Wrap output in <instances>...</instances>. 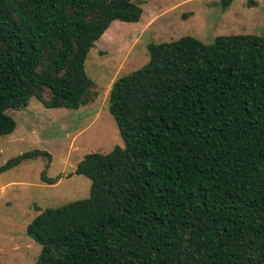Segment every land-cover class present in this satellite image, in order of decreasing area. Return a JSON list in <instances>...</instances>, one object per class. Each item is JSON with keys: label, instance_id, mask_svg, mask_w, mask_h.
I'll list each match as a JSON object with an SVG mask.
<instances>
[{"label": "trees", "instance_id": "obj_1", "mask_svg": "<svg viewBox=\"0 0 264 264\" xmlns=\"http://www.w3.org/2000/svg\"><path fill=\"white\" fill-rule=\"evenodd\" d=\"M141 19L130 0H0V135L32 97L84 104L90 48L114 20ZM148 52L109 89L122 146L76 165L89 196L27 225L35 264H264V36L183 35Z\"/></svg>", "mask_w": 264, "mask_h": 264}, {"label": "rangeland", "instance_id": "obj_2", "mask_svg": "<svg viewBox=\"0 0 264 264\" xmlns=\"http://www.w3.org/2000/svg\"><path fill=\"white\" fill-rule=\"evenodd\" d=\"M143 9L138 22L114 20L95 41L85 60L92 85L76 109L47 108L34 97L26 107L8 109L15 129L0 135V166L24 158L0 172V264H35L40 245L26 233L42 211L87 198L91 180L75 173L89 152H108L123 144L108 109L109 89L118 77L149 59L148 45L192 35L210 43L218 35L264 36V0H130ZM55 178L49 184L44 178Z\"/></svg>", "mask_w": 264, "mask_h": 264}]
</instances>
